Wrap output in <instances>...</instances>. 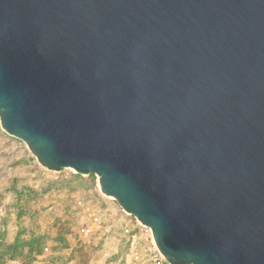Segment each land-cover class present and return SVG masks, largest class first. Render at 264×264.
I'll use <instances>...</instances> for the list:
<instances>
[{"label":"water","instance_id":"obj_1","mask_svg":"<svg viewBox=\"0 0 264 264\" xmlns=\"http://www.w3.org/2000/svg\"><path fill=\"white\" fill-rule=\"evenodd\" d=\"M0 126L167 263L264 264V0H0Z\"/></svg>","mask_w":264,"mask_h":264},{"label":"rangeland","instance_id":"obj_2","mask_svg":"<svg viewBox=\"0 0 264 264\" xmlns=\"http://www.w3.org/2000/svg\"><path fill=\"white\" fill-rule=\"evenodd\" d=\"M84 225L89 236L79 233ZM132 236L143 259L151 239L100 192L96 176L44 169L23 141L0 126V264L143 263L131 258Z\"/></svg>","mask_w":264,"mask_h":264},{"label":"built area","instance_id":"obj_3","mask_svg":"<svg viewBox=\"0 0 264 264\" xmlns=\"http://www.w3.org/2000/svg\"><path fill=\"white\" fill-rule=\"evenodd\" d=\"M88 218L93 222L96 223L98 222V219L96 217H94L91 213L88 214ZM145 229V235L149 236V238L151 239V244H152V248L150 249V251L143 257V259H140L141 255L140 253L137 251V248L134 246L135 242V236H132V241H131V258L133 261H136L137 263L140 260H143V263H152V264H169L167 263L164 258L161 256V254L157 251L156 247L154 246L153 240H152V236H151V232L148 228L144 227ZM126 232L128 233L129 231L126 230ZM79 233L82 234L83 236H89L91 234V228L89 226H82L79 229ZM142 262H140L139 264H143Z\"/></svg>","mask_w":264,"mask_h":264},{"label":"trees","instance_id":"obj_4","mask_svg":"<svg viewBox=\"0 0 264 264\" xmlns=\"http://www.w3.org/2000/svg\"><path fill=\"white\" fill-rule=\"evenodd\" d=\"M2 264V263H1Z\"/></svg>","mask_w":264,"mask_h":264}]
</instances>
